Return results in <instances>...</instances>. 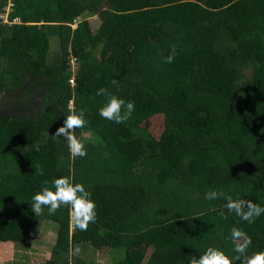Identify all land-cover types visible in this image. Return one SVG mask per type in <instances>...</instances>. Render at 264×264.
Wrapping results in <instances>:
<instances>
[{
  "label": "trees",
  "instance_id": "1",
  "mask_svg": "<svg viewBox=\"0 0 264 264\" xmlns=\"http://www.w3.org/2000/svg\"><path fill=\"white\" fill-rule=\"evenodd\" d=\"M102 87L135 103L125 123L99 115ZM7 101L26 114L0 116V264L46 221L57 239L41 264H89L78 245L124 248L113 264H189L208 247L236 255L234 226L252 238L249 255L264 251V214L249 224L224 208L226 196L264 207V0H0L2 110ZM71 105L85 110L77 135L100 139L84 138L83 158L52 137ZM68 175L97 204L71 239L69 208L32 211L43 182ZM210 190L224 195L206 200Z\"/></svg>",
  "mask_w": 264,
  "mask_h": 264
},
{
  "label": "clouds",
  "instance_id": "2",
  "mask_svg": "<svg viewBox=\"0 0 264 264\" xmlns=\"http://www.w3.org/2000/svg\"><path fill=\"white\" fill-rule=\"evenodd\" d=\"M177 46H170V53L165 58L166 63L174 62L178 55ZM113 85H117V81H111ZM96 95H107L108 99L99 109V115L116 124L125 123L135 111V103L126 101L116 95H111L106 88H100ZM86 124L85 110L80 109L79 112L74 109L70 110V114L66 116L61 127H59L52 137L54 139L63 137L68 144L70 155L72 158H83L87 155L84 138L78 136L76 130L83 128ZM35 150L39 151V145H35ZM39 175H44L42 168H37ZM223 193L210 190L205 194L206 200H215ZM226 204L224 208L229 213H235L241 220L251 224L264 214V207L258 203L246 199H233L226 196ZM32 211L35 215H41L45 208L49 214H55L62 207L69 208V238L78 229L79 231H87L90 224H94L97 219V204L92 199V193L86 189L82 183H76L71 175L60 176L53 179L50 183L45 180L41 190L36 192L32 197ZM215 211V209H213ZM221 217L227 219L225 212L220 211ZM233 244V251L236 255H229L224 250L217 247H208L203 254L197 258L190 255L189 264H264V251H256L251 255L248 250L252 245V238L243 229L232 227L230 237ZM78 251V250H77ZM72 250L70 249V254Z\"/></svg>",
  "mask_w": 264,
  "mask_h": 264
},
{
  "label": "rangeland",
  "instance_id": "3",
  "mask_svg": "<svg viewBox=\"0 0 264 264\" xmlns=\"http://www.w3.org/2000/svg\"><path fill=\"white\" fill-rule=\"evenodd\" d=\"M99 26H100V19L98 17H95L93 19V28L96 30L99 28ZM13 103L14 101H7V105L4 107L3 110L0 107V116L7 114H18V113L26 114V110H22V111L11 110ZM6 112L7 114H4ZM84 138H88L89 140H93L94 142L100 140L99 138L90 137L89 134H85ZM57 229H58L57 224H54L50 221L43 222L41 225H39L34 229L33 233L27 239V241H29L28 244H26L25 247L21 248L18 251V253L13 255V258L10 261L6 260L3 261L1 264H20L18 261H23V262L26 261V264H41L42 262H44L46 259L49 258V252L50 250H52L54 242L56 241L57 238ZM80 247L76 248L77 255L81 257L84 261H87L89 264H91V262H94L92 264H113L124 257L122 255V250L124 248L123 249L115 248L114 251H110V249L104 248L105 255H103V253H101V250L98 249L96 251V255L84 254L82 255L83 256L82 257L80 256ZM1 253L4 254V251L2 250Z\"/></svg>",
  "mask_w": 264,
  "mask_h": 264
},
{
  "label": "built area",
  "instance_id": "4",
  "mask_svg": "<svg viewBox=\"0 0 264 264\" xmlns=\"http://www.w3.org/2000/svg\"><path fill=\"white\" fill-rule=\"evenodd\" d=\"M13 7H14V4L12 2H8L7 6L3 9V14L1 15V19H3V22L5 24L11 25L14 22H19L20 21L18 18H16V19H14L13 22H10L9 16H10V13L12 12V10H13ZM71 64H72L73 72L76 73V71H77V69L79 67L78 63H77V60L76 59H72L71 60ZM70 82L72 84H75V75L72 76ZM71 108L73 109L72 105H71Z\"/></svg>",
  "mask_w": 264,
  "mask_h": 264
},
{
  "label": "crops",
  "instance_id": "5",
  "mask_svg": "<svg viewBox=\"0 0 264 264\" xmlns=\"http://www.w3.org/2000/svg\"><path fill=\"white\" fill-rule=\"evenodd\" d=\"M30 237V236H29ZM28 237V238H29ZM27 238V239H28ZM26 239V240H27ZM57 239V238H56ZM28 242L29 241H27L26 243L28 244ZM81 246V247H80ZM83 246V247H82ZM78 247H80V256H82V255H84V254H90V250H88V248H87V246L86 245H78V246H74L73 247V253L75 254V255H77V252H76V248H78ZM107 249H110V251H114V249L115 248H107ZM100 250H101V253H103V255H105L104 253H105V249L104 248H100ZM97 251V250H96ZM95 255H96V252H95ZM101 255V254H100ZM122 255L124 256V251L122 250ZM78 256V255H77ZM83 257V256H82ZM81 258V257H80ZM12 259V258H11ZM10 259V260H11ZM82 259V258H81ZM83 260V259H82ZM120 261V260H119ZM85 262H87V261H85ZM88 263V262H87Z\"/></svg>",
  "mask_w": 264,
  "mask_h": 264
}]
</instances>
